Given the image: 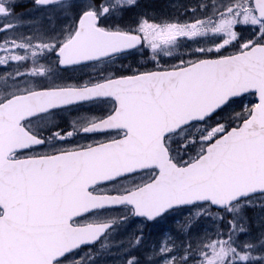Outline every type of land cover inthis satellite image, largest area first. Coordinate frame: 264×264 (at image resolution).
Returning a JSON list of instances; mask_svg holds the SVG:
<instances>
[{
	"label": "snow or ice",
	"instance_id": "6c2138e0",
	"mask_svg": "<svg viewBox=\"0 0 264 264\" xmlns=\"http://www.w3.org/2000/svg\"><path fill=\"white\" fill-rule=\"evenodd\" d=\"M17 7L0 0V264H98L130 221L118 264H264V0L160 22L138 0Z\"/></svg>",
	"mask_w": 264,
	"mask_h": 264
},
{
	"label": "rangeland",
	"instance_id": "374dc122",
	"mask_svg": "<svg viewBox=\"0 0 264 264\" xmlns=\"http://www.w3.org/2000/svg\"><path fill=\"white\" fill-rule=\"evenodd\" d=\"M30 1L31 0H18V7H20V8L17 7L16 11L27 13L30 8L24 9L23 4L29 3ZM171 1L172 0H162V2L165 3L162 6L166 5V7L168 8L170 4L172 7H176L178 5L184 7L185 5H188L189 9H191V8L196 7L198 4H211L212 3V0H174L172 3H171ZM160 8H161V6L160 7L159 6L154 7L153 9H150L153 12L154 17L158 16V11ZM183 10H187V9H182V11ZM145 12H147V9L145 10ZM198 15H199V13H198ZM183 18H185L184 15H183ZM47 23L48 22L45 21V25ZM25 31H27V29H25ZM0 40H2V37H0ZM189 45H192L193 47L197 46V45L191 44L190 42H185V43L181 44V46L178 48V50L186 48ZM137 55L138 56L136 57V59L139 60L140 56H139V54H137ZM125 63H127V61H125ZM75 114L76 113H73V115H75ZM259 211L260 210L258 208L254 212L250 211L249 212V213H251L250 216L253 217L254 219H258ZM128 224L130 226L126 225V226L121 227L120 229H118L116 231V233H114L112 236H110L107 241H105V243L109 244L110 247L108 248L107 251H105L101 255V257L98 261V264H118L119 258L116 255H114V253H116L118 251V249L115 246H112L113 242L119 241V240L125 238L129 233L135 231V229L139 226V223H136L134 225L131 223H128ZM167 227H169L168 224H163V225H159V226H151L150 225L148 228H146V232L148 234L150 233L149 239L153 240V241L158 240L160 238V232L162 230L166 229Z\"/></svg>",
	"mask_w": 264,
	"mask_h": 264
},
{
	"label": "trees",
	"instance_id": "16d2710c",
	"mask_svg": "<svg viewBox=\"0 0 264 264\" xmlns=\"http://www.w3.org/2000/svg\"><path fill=\"white\" fill-rule=\"evenodd\" d=\"M138 2H139V5H140V9L139 10L145 11L147 9V13L149 12L148 13L149 18H153L154 17L153 12L150 9H153L154 7H158V6L160 7L161 6V8L158 11V16L154 17L156 22H160L162 20H172L171 15L169 14V9L166 7V5L162 6V5L165 4V3L162 2V0H138ZM18 8H20V7H18ZM133 14H130V15H133ZM180 17L183 18V14H181ZM174 62L175 61L170 60V62H168V63H174Z\"/></svg>",
	"mask_w": 264,
	"mask_h": 264
}]
</instances>
